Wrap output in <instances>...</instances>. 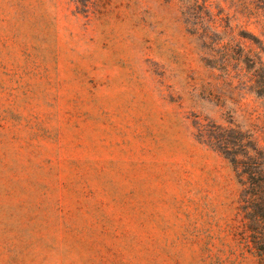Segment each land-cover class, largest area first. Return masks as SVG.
I'll return each mask as SVG.
<instances>
[{"label": "rangeland", "instance_id": "obj_1", "mask_svg": "<svg viewBox=\"0 0 264 264\" xmlns=\"http://www.w3.org/2000/svg\"><path fill=\"white\" fill-rule=\"evenodd\" d=\"M225 130L264 147V0H0V264H258Z\"/></svg>", "mask_w": 264, "mask_h": 264}, {"label": "trees", "instance_id": "obj_2", "mask_svg": "<svg viewBox=\"0 0 264 264\" xmlns=\"http://www.w3.org/2000/svg\"><path fill=\"white\" fill-rule=\"evenodd\" d=\"M210 136L229 160L241 187L239 243L258 264H264V147H259L250 135L234 130L212 132Z\"/></svg>", "mask_w": 264, "mask_h": 264}]
</instances>
